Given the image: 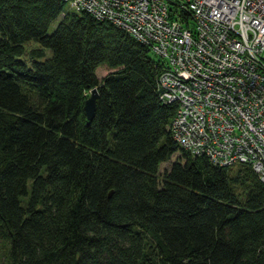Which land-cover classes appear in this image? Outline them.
Returning <instances> with one entry per match:
<instances>
[{"label":"trees","instance_id":"16d2710c","mask_svg":"<svg viewBox=\"0 0 264 264\" xmlns=\"http://www.w3.org/2000/svg\"><path fill=\"white\" fill-rule=\"evenodd\" d=\"M161 72L110 22L0 0V264H264V183L179 147Z\"/></svg>","mask_w":264,"mask_h":264},{"label":"built area","instance_id":"2783aa9c","mask_svg":"<svg viewBox=\"0 0 264 264\" xmlns=\"http://www.w3.org/2000/svg\"><path fill=\"white\" fill-rule=\"evenodd\" d=\"M128 32L162 64L181 149L264 183V0H60Z\"/></svg>","mask_w":264,"mask_h":264},{"label":"rangeland","instance_id":"374dc122","mask_svg":"<svg viewBox=\"0 0 264 264\" xmlns=\"http://www.w3.org/2000/svg\"><path fill=\"white\" fill-rule=\"evenodd\" d=\"M75 12L74 9L72 8V6L69 3H63V15L65 14H70ZM59 20L56 21L54 24H52V26L49 29V33L53 31V29L57 26ZM37 44L35 42H32L30 44L27 45V47H36ZM109 72V70L107 69L106 65H102L100 67L97 68L96 70V76L99 80H101L107 73ZM176 159V156H174L171 160V162H173ZM171 162H167L161 165L160 168V172H163L166 169H169Z\"/></svg>","mask_w":264,"mask_h":264},{"label":"water","instance_id":"95a60500","mask_svg":"<svg viewBox=\"0 0 264 264\" xmlns=\"http://www.w3.org/2000/svg\"><path fill=\"white\" fill-rule=\"evenodd\" d=\"M98 98H99L98 90L96 88H93L90 91L89 97L86 99L84 103V112L87 123L92 122L95 117L96 104Z\"/></svg>","mask_w":264,"mask_h":264}]
</instances>
